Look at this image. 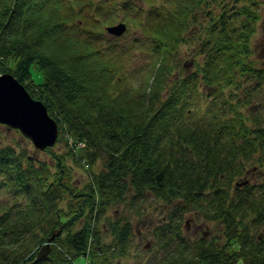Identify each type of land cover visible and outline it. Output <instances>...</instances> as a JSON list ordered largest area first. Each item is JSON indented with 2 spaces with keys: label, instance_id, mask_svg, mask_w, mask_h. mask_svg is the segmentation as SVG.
<instances>
[{
  "label": "trees",
  "instance_id": "16d2710c",
  "mask_svg": "<svg viewBox=\"0 0 264 264\" xmlns=\"http://www.w3.org/2000/svg\"><path fill=\"white\" fill-rule=\"evenodd\" d=\"M261 1L0 0V73L47 106L59 139L85 143L47 148L48 161L0 147V264L31 262L53 235L45 264L127 256L135 224L110 210L129 193L138 210L148 193L175 203L154 231L162 247L183 242L185 213L223 224V244L200 238L155 264H264V178L232 186L247 162L264 166V62L251 59ZM121 20L138 32L131 45L106 32ZM135 49L149 61L134 67Z\"/></svg>",
  "mask_w": 264,
  "mask_h": 264
},
{
  "label": "rangeland",
  "instance_id": "374dc122",
  "mask_svg": "<svg viewBox=\"0 0 264 264\" xmlns=\"http://www.w3.org/2000/svg\"><path fill=\"white\" fill-rule=\"evenodd\" d=\"M259 10L263 18L259 23L258 33L256 36H254L252 41V46L255 47V49L257 47V50L251 57L257 66H260V63L262 64V60L264 59V56L262 55V49L264 48V0L260 2ZM135 36H138V32L132 30L129 33L127 32L125 36H121L119 38L109 36V38L119 45L124 43H126L124 45H131L133 44V39ZM192 53L193 51L189 49V53L186 52L181 58L183 63L187 64L186 69L188 70V73H192L194 72V69H196L194 64V60L196 61V58L192 56ZM134 54L136 56L132 62L134 67L142 66L143 62L149 61L144 52L141 50L135 49ZM196 57L197 61H200L198 60L199 56L196 55ZM31 73V78L36 83H41L44 81V75L36 65L31 67ZM178 75L179 73L174 74L175 77ZM139 78L140 77L138 75H134V77L131 78V82L135 84L138 82ZM262 99H264V96L260 97V100ZM64 136L65 140L61 138L55 144V150L60 153H65L66 150L68 151V149L74 145H77V150L81 148L80 142H75L66 134H64ZM7 145L14 146L17 150L24 148L39 160H49V156L46 151L38 150L34 146L33 142L28 137L23 135L18 129L0 123V147ZM102 166L103 160L101 159L96 165V170H100ZM246 171L248 173L243 176V178H238L236 181H234L232 186H238L240 181L244 178H248L252 181H261L262 178H264V166L262 167V165H259V163H255L253 161L247 162ZM74 175L78 184L85 182L87 179L86 171L80 168L76 169ZM132 198V193H129V199L127 202H125L126 204L122 203L110 210V216L118 218L126 215L129 216L134 222L135 237L133 239L132 248L127 256L114 259L109 257V261L105 262V264H155V262H158L164 258L169 251L174 249L178 250L181 247V244H187L188 247H191L194 241L200 238H203L207 241L214 240L218 245L223 244L222 223L203 218L195 212H188L182 216L181 221V236L183 237V242L182 239L174 236L169 246H160L163 241H160L156 238L154 231L157 226L169 221L168 214L172 211L174 212L175 203L166 205L148 193L144 198L143 203L140 204V209L138 210V206L136 204L130 205ZM179 220L180 218H172L171 221L175 223ZM262 232H264V230L259 231V234ZM111 240L112 238L110 236L109 230H106L104 232V241L110 242ZM90 259L91 258L88 256L80 257L77 260H73L72 264H90ZM95 262L96 263L94 264H98L96 260Z\"/></svg>",
  "mask_w": 264,
  "mask_h": 264
},
{
  "label": "water",
  "instance_id": "95a60500",
  "mask_svg": "<svg viewBox=\"0 0 264 264\" xmlns=\"http://www.w3.org/2000/svg\"><path fill=\"white\" fill-rule=\"evenodd\" d=\"M106 29L114 36H121L127 31V24L118 22ZM0 123L20 130L39 150L54 146L58 139V123L47 106L33 98L11 73L0 74ZM54 238L55 235L51 236L36 258L26 264H44L50 258Z\"/></svg>",
  "mask_w": 264,
  "mask_h": 264
},
{
  "label": "flooded vegetation",
  "instance_id": "af4514ba",
  "mask_svg": "<svg viewBox=\"0 0 264 264\" xmlns=\"http://www.w3.org/2000/svg\"><path fill=\"white\" fill-rule=\"evenodd\" d=\"M248 172H246L247 174ZM239 186H242V185H239ZM264 236V232L261 234V236H259V238H262Z\"/></svg>",
  "mask_w": 264,
  "mask_h": 264
}]
</instances>
